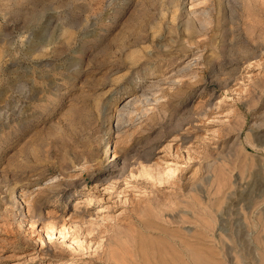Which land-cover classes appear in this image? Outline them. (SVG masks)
I'll return each instance as SVG.
<instances>
[{"label": "rangeland", "instance_id": "1", "mask_svg": "<svg viewBox=\"0 0 264 264\" xmlns=\"http://www.w3.org/2000/svg\"><path fill=\"white\" fill-rule=\"evenodd\" d=\"M202 261L264 263V0H0V264Z\"/></svg>", "mask_w": 264, "mask_h": 264}, {"label": "bare ground", "instance_id": "2", "mask_svg": "<svg viewBox=\"0 0 264 264\" xmlns=\"http://www.w3.org/2000/svg\"><path fill=\"white\" fill-rule=\"evenodd\" d=\"M112 157V156H111ZM51 231H54L53 230V228H52V230ZM62 231V230H61ZM54 234V233H53ZM50 235H52V232L50 233ZM199 254H201V253H199ZM202 255V254H201ZM195 263H196V261H195ZM202 264H203V261H202ZM262 264H264V263H262Z\"/></svg>", "mask_w": 264, "mask_h": 264}]
</instances>
